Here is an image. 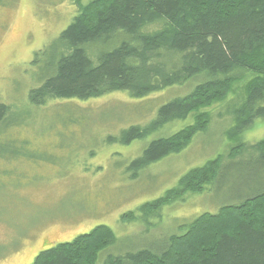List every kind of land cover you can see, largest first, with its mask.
Masks as SVG:
<instances>
[{"label": "rangeland", "instance_id": "obj_1", "mask_svg": "<svg viewBox=\"0 0 264 264\" xmlns=\"http://www.w3.org/2000/svg\"><path fill=\"white\" fill-rule=\"evenodd\" d=\"M75 14L67 0H0V103L10 107L0 125V264H32L41 251L97 226L110 228L115 240L95 264L141 249L158 252L169 236L182 232V225L264 188V166L256 162V154L244 153L237 165L227 157L234 146L225 135L232 125L228 114L245 97V85L253 77L249 74L223 101L199 111L210 121L204 133L135 178L126 171L129 164L151 141L194 125L195 113L129 145L109 138L130 126L149 125L160 106L184 97L193 85L143 99L114 93L31 105L28 92L41 83L43 63L49 60L43 54L35 65L34 53L52 42ZM240 141L247 147L264 141V119L256 120ZM218 156H223L218 185L200 195L187 193L148 216L139 210Z\"/></svg>", "mask_w": 264, "mask_h": 264}, {"label": "trees", "instance_id": "obj_2", "mask_svg": "<svg viewBox=\"0 0 264 264\" xmlns=\"http://www.w3.org/2000/svg\"><path fill=\"white\" fill-rule=\"evenodd\" d=\"M67 1L76 8L75 16L52 42L34 53L35 65L42 62L43 54L49 60L43 63L41 83L28 92L31 105L89 101L114 93L143 99L171 87L193 85L184 97L160 106L149 125L130 126L109 138L129 145L195 113L194 125L151 141L129 164L126 171L135 178L204 133L210 121L199 111L223 101L233 85L249 74L253 77L245 85V97L228 114L232 125L225 135L234 146L227 157L235 165L251 152L264 166V141L251 147L240 141L256 120L264 119V0ZM9 112L10 107L0 103V125ZM222 161L223 156H218L190 170L176 187L139 210L148 216L187 193L200 195L218 185ZM183 226L158 252L141 249L108 256L103 264H264V188ZM114 240L110 228L97 226L41 251L32 264H95Z\"/></svg>", "mask_w": 264, "mask_h": 264}]
</instances>
